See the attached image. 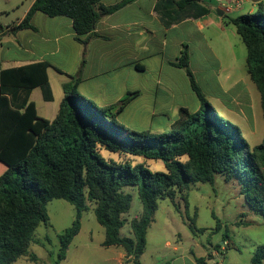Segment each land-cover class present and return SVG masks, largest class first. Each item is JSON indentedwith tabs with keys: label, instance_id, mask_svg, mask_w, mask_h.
Masks as SVG:
<instances>
[{
	"label": "trees",
	"instance_id": "obj_1",
	"mask_svg": "<svg viewBox=\"0 0 264 264\" xmlns=\"http://www.w3.org/2000/svg\"><path fill=\"white\" fill-rule=\"evenodd\" d=\"M131 1L107 7L101 0H35L11 31L34 29L31 20L40 11L50 17L70 18L76 39L82 41L81 35L90 34L103 15ZM257 5L256 13L224 14L223 18L236 28L247 48V70L260 92L264 118V7L262 1ZM189 6L198 9L197 17L209 11L196 0H158L155 11L169 28L187 17ZM188 49L183 45L172 65L186 71L200 109L190 112L180 108L179 118L167 133L133 130L118 120L139 92L127 93L113 112L115 106H98L79 92L78 76H70L63 84L65 97L56 118H42L30 93L40 87L44 100H53L48 76L51 64L38 62L1 70L0 163L6 169L0 175V264H14L24 256L38 260L29 248L36 241L39 225L49 223L47 205L54 199H63L77 209L72 225L59 235L53 264L65 260L90 204H94L96 219L105 229L102 246L123 248L125 264H142L140 257L147 248V233L158 202L170 199L179 210L175 202L178 191L198 182L213 183L217 175L227 182L237 179L252 210L264 216V137L261 144L251 147L239 126L216 113L196 82ZM103 150L119 158H104ZM135 157L162 160L166 171L154 172L143 162L127 160ZM128 186L138 187L143 212L130 222L132 237H123L124 214L132 204V196L125 192ZM190 221L193 231L205 230L197 228L196 218ZM224 238L229 239V243L224 239L227 250L239 249L227 231ZM198 261L207 264V258ZM251 263L264 264V244L256 248Z\"/></svg>",
	"mask_w": 264,
	"mask_h": 264
},
{
	"label": "crops",
	"instance_id": "obj_2",
	"mask_svg": "<svg viewBox=\"0 0 264 264\" xmlns=\"http://www.w3.org/2000/svg\"><path fill=\"white\" fill-rule=\"evenodd\" d=\"M34 1L28 0L22 18L15 24L22 21ZM121 1L123 0H101V3L108 7ZM157 2L158 0H132L116 12L103 15L90 34L81 35L82 41L76 39V32L70 18L50 17L40 11L36 12L31 20L34 29L24 28L13 32L11 29L15 24L1 27L0 73L3 69L38 62L51 64L48 76L53 100L45 101L40 87L32 89L30 93V100L35 104L38 116L51 121L56 118L65 97L63 84L70 80V76H78L80 78L79 92L98 106H115L130 91L139 92V95L118 115V120L126 126L132 122L144 127L139 124L141 121L152 125L159 115L164 118L173 115L175 119L172 123H174L179 118L180 108L185 107L190 112H195L200 109V105L195 109L181 104L167 106L160 110L157 108L159 98H173L179 84L181 85L183 81L191 84L186 71L172 63L178 61L184 42L189 43L190 49L195 33L224 30L228 24L216 13L217 9H222L221 0H196L201 8L209 9V11L205 14L200 13V17H197L198 9L189 6L185 19L166 28L155 11ZM257 6V3L252 2L249 13L255 12ZM12 8L11 5L4 11L10 12ZM237 11L239 10L228 14L231 15ZM179 30L181 35L176 38L170 37L172 33ZM202 46L213 53L214 45L209 41H205ZM151 63L157 68L156 74L152 77L149 76ZM192 72L195 74L196 70L193 69ZM234 102L224 114L230 118L238 115L246 117L245 105L239 101ZM168 120L171 121L170 118ZM81 232L73 239L65 260L60 264H125L127 255L119 246L104 247L102 241L98 249L91 248L95 246L92 235L85 243L82 241L77 244L76 241ZM167 244L170 245L169 242ZM199 245L198 243L194 245L189 251V256L182 246H175L173 249L177 257H165L163 262L204 264L200 263L198 258H205V255H196L193 250ZM210 253L211 250H207L206 255ZM143 256L144 254L140 257V261L145 264ZM24 257L29 262L33 261L29 258L30 256ZM159 260H156L157 264H164ZM205 262L214 264L209 260Z\"/></svg>",
	"mask_w": 264,
	"mask_h": 264
},
{
	"label": "rangeland",
	"instance_id": "obj_3",
	"mask_svg": "<svg viewBox=\"0 0 264 264\" xmlns=\"http://www.w3.org/2000/svg\"><path fill=\"white\" fill-rule=\"evenodd\" d=\"M252 2V0L248 3L244 2L242 8L231 15L248 14ZM27 3L28 0H0V28L17 23L22 18ZM262 3L264 7V0ZM11 5L13 10L5 12L4 9ZM258 8L257 6L253 13H256ZM225 28L194 34V40L188 49L192 62L191 69L196 70L194 74L196 82L215 108L216 113L226 121L230 120L231 123L239 126L244 138L251 147H254L261 144L264 137L261 95L248 74L247 48L242 38L232 24L226 25ZM179 35H181L180 30L172 33L170 37L176 38ZM205 41L214 45L213 53L202 46ZM184 45L189 47L188 42H184ZM156 69V66L151 63L149 76H154ZM190 86L191 84L183 81L181 85L179 84L173 98H159L157 108L160 110L167 106L181 104L195 109L201 104ZM234 101L245 105L246 117L236 114L238 116L230 118L224 114L227 108L235 103ZM173 117L168 115L164 118L159 115L152 125L141 121L139 124L144 127L132 122H129L127 127L138 131L167 133L172 130V121L175 119ZM169 118L171 121L168 120ZM103 156L116 160L119 158L118 154L106 150H103ZM123 158L126 159V157ZM135 158L127 160L134 164L143 162L154 172L166 171L162 160ZM5 169L6 167L0 163V175ZM188 187L187 190L176 193L175 202L179 205V210L170 199L158 202L154 221L148 229L144 263L157 264L158 259L164 263L165 257H177L173 249L175 246H182L189 256V251L198 243L199 247L193 249L196 255H205L207 261L211 263L253 264L251 261L254 251L264 244V216L252 210L242 193L239 181L233 179L227 182L223 176L217 175L213 183L198 182ZM125 192L132 196V204L129 212L124 214L126 224L121 229L120 235L132 237L130 222L142 214L143 204L139 198L137 186H128ZM76 209L63 199L50 201L47 205L50 221L48 224L39 225L35 233L36 241L29 248V252L35 254L39 261L29 262L26 257H21L16 264H52L57 258L60 247L59 235L72 225L76 218ZM194 218H196L197 228L205 229L203 232L193 231L190 228V219ZM82 227L76 243L80 244L82 241L85 243L92 235L95 246L91 248L98 249L100 242L105 239V229L96 219L94 204H90L89 209L83 213ZM226 231L239 249L232 248L227 251L229 239L224 238ZM168 242L170 245L167 244ZM217 245L221 247L218 248ZM207 250H211L208 255H206Z\"/></svg>",
	"mask_w": 264,
	"mask_h": 264
},
{
	"label": "built area",
	"instance_id": "obj_4",
	"mask_svg": "<svg viewBox=\"0 0 264 264\" xmlns=\"http://www.w3.org/2000/svg\"><path fill=\"white\" fill-rule=\"evenodd\" d=\"M223 13H232L234 10H240L246 0H221Z\"/></svg>",
	"mask_w": 264,
	"mask_h": 264
},
{
	"label": "water",
	"instance_id": "obj_5",
	"mask_svg": "<svg viewBox=\"0 0 264 264\" xmlns=\"http://www.w3.org/2000/svg\"><path fill=\"white\" fill-rule=\"evenodd\" d=\"M260 0H253V2H255V3H257V2H259ZM224 11L222 10V9H217V14L219 15V16H221V17H223L224 16V13H223ZM119 109V106H115V107H113V109H112V111L113 112H116L117 110Z\"/></svg>",
	"mask_w": 264,
	"mask_h": 264
}]
</instances>
